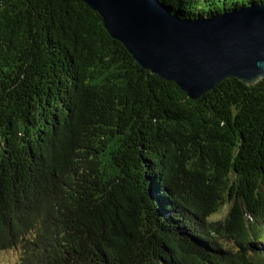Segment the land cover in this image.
<instances>
[{
	"label": "trees",
	"instance_id": "trees-1",
	"mask_svg": "<svg viewBox=\"0 0 264 264\" xmlns=\"http://www.w3.org/2000/svg\"><path fill=\"white\" fill-rule=\"evenodd\" d=\"M161 1L187 19L264 3ZM8 249L17 264H264V78L192 99L83 0H0Z\"/></svg>",
	"mask_w": 264,
	"mask_h": 264
},
{
	"label": "water",
	"instance_id": "water-1",
	"mask_svg": "<svg viewBox=\"0 0 264 264\" xmlns=\"http://www.w3.org/2000/svg\"><path fill=\"white\" fill-rule=\"evenodd\" d=\"M111 36L154 75L200 99L221 81L264 78V3L218 16L187 19L161 0H83Z\"/></svg>",
	"mask_w": 264,
	"mask_h": 264
},
{
	"label": "rangeland",
	"instance_id": "rangeland-1",
	"mask_svg": "<svg viewBox=\"0 0 264 264\" xmlns=\"http://www.w3.org/2000/svg\"><path fill=\"white\" fill-rule=\"evenodd\" d=\"M228 208L212 216L213 219L221 218L227 214ZM20 251L17 249L0 250V264H17Z\"/></svg>",
	"mask_w": 264,
	"mask_h": 264
}]
</instances>
